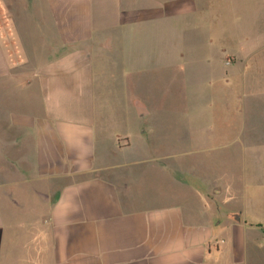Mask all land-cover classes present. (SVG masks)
I'll return each mask as SVG.
<instances>
[{
	"label": "crops",
	"instance_id": "crops-1",
	"mask_svg": "<svg viewBox=\"0 0 264 264\" xmlns=\"http://www.w3.org/2000/svg\"><path fill=\"white\" fill-rule=\"evenodd\" d=\"M0 264H264V0H0Z\"/></svg>",
	"mask_w": 264,
	"mask_h": 264
},
{
	"label": "rangeland",
	"instance_id": "rangeland-1",
	"mask_svg": "<svg viewBox=\"0 0 264 264\" xmlns=\"http://www.w3.org/2000/svg\"><path fill=\"white\" fill-rule=\"evenodd\" d=\"M18 14H19V17H21L22 16V14H23V12H17ZM21 62H22V60H20ZM32 62H33V60H32ZM32 64V63H31ZM170 109H172V110H174V112L175 113H182V111H183V105H182V102L181 101H175V105H174V108H170ZM109 114L110 115H117L118 114V112L114 109V108H108V110H107V117H109ZM137 124L136 123H132V124H130V128H132V130H135L136 131V129H137ZM134 151V146H132V150L131 151H129V153H131L132 154V152ZM131 154H129V155H127L126 157L128 158H131L130 156H132ZM124 157V155H122V153H120L119 154V158H123ZM118 158V156L117 157H114L113 156V158L111 159V160H113L114 162H116L117 159ZM148 182H150V180L148 181Z\"/></svg>",
	"mask_w": 264,
	"mask_h": 264
}]
</instances>
